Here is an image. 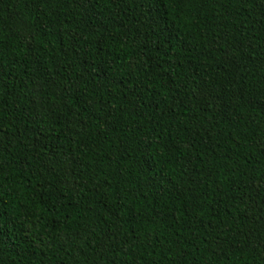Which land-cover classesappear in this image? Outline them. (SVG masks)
Wrapping results in <instances>:
<instances>
[{
    "label": "trees",
    "instance_id": "1",
    "mask_svg": "<svg viewBox=\"0 0 264 264\" xmlns=\"http://www.w3.org/2000/svg\"><path fill=\"white\" fill-rule=\"evenodd\" d=\"M0 264H264V0H0Z\"/></svg>",
    "mask_w": 264,
    "mask_h": 264
}]
</instances>
